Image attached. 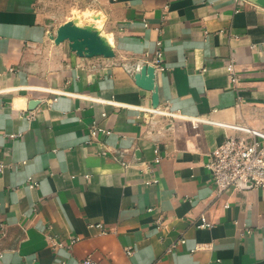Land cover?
Instances as JSON below:
<instances>
[{"label":"crops","instance_id":"0c3cea01","mask_svg":"<svg viewBox=\"0 0 264 264\" xmlns=\"http://www.w3.org/2000/svg\"><path fill=\"white\" fill-rule=\"evenodd\" d=\"M80 2L113 57L51 40L68 19L53 29L43 0H0V264H264V189L218 194L205 166L231 132L215 122L264 130V6ZM159 48L157 106L173 119L145 112L153 91L134 79ZM94 119L111 133L88 143ZM50 234L80 240L53 250Z\"/></svg>","mask_w":264,"mask_h":264},{"label":"built area","instance_id":"2783aa9c","mask_svg":"<svg viewBox=\"0 0 264 264\" xmlns=\"http://www.w3.org/2000/svg\"><path fill=\"white\" fill-rule=\"evenodd\" d=\"M160 45V41L157 42ZM152 65L155 69L163 68V53L161 48L157 49L152 59ZM226 69L229 74L230 80L233 85H237L238 76L235 71V63L233 59L227 61ZM145 112L153 115H162L169 118H175L177 114L171 112L168 106L162 108L160 106L146 108ZM34 113H30L28 118H34ZM105 116V113L102 114ZM217 125L231 130L226 135L225 139L214 148L211 149L208 159L205 163L206 168L209 170L214 182V187L218 194L227 190L241 191L250 188L264 189V130L250 125L249 123H226L215 122ZM91 143L94 138L101 132L110 134L111 130L102 126L98 119H94L89 128ZM157 152V149L155 150ZM159 156H156L155 161L159 162ZM4 164L0 163V173L4 169ZM157 180H154L156 182ZM37 186L35 180H30L29 187L34 188ZM225 206H227L225 204ZM153 208H148L152 211ZM157 226L162 225L161 217L156 220ZM212 223L201 215L197 227L205 228L210 227ZM89 226L100 229V234L106 233V229L102 224H90ZM248 230L247 232H250ZM49 242L53 250L66 248L71 250L74 245L80 240L79 236H70L67 240L56 238L49 235ZM184 239L181 238L173 243L168 250H172L179 244H182ZM126 253L131 254L132 249L126 248ZM3 252L0 250V257ZM84 264H97L90 256L83 260Z\"/></svg>","mask_w":264,"mask_h":264},{"label":"water","instance_id":"95a60500","mask_svg":"<svg viewBox=\"0 0 264 264\" xmlns=\"http://www.w3.org/2000/svg\"><path fill=\"white\" fill-rule=\"evenodd\" d=\"M258 4L264 6V0H255ZM56 44L67 41L71 51L79 56L85 57H113L115 52L111 45L93 26H80L72 20H68L59 25L55 34L50 35ZM136 84L152 93V104H159L158 93L155 87V68L152 65L144 64L135 73Z\"/></svg>","mask_w":264,"mask_h":264},{"label":"rangeland","instance_id":"374dc122","mask_svg":"<svg viewBox=\"0 0 264 264\" xmlns=\"http://www.w3.org/2000/svg\"><path fill=\"white\" fill-rule=\"evenodd\" d=\"M43 7L51 18L53 29L65 19L72 20L80 26H86L85 24L92 20L89 13L83 11L82 7L84 6L80 0H43ZM87 26L92 25L88 24ZM103 37L108 42L104 35Z\"/></svg>","mask_w":264,"mask_h":264},{"label":"bare ground","instance_id":"6f19581e","mask_svg":"<svg viewBox=\"0 0 264 264\" xmlns=\"http://www.w3.org/2000/svg\"><path fill=\"white\" fill-rule=\"evenodd\" d=\"M87 26V25H86ZM100 33V32H99Z\"/></svg>","mask_w":264,"mask_h":264}]
</instances>
